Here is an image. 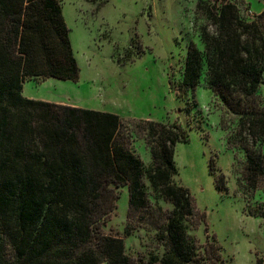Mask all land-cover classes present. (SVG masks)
I'll list each match as a JSON object with an SVG mask.
<instances>
[{
    "label": "trees",
    "instance_id": "trees-1",
    "mask_svg": "<svg viewBox=\"0 0 264 264\" xmlns=\"http://www.w3.org/2000/svg\"><path fill=\"white\" fill-rule=\"evenodd\" d=\"M243 12L235 1L197 0L202 48L189 42L179 87L193 89L204 77L239 116L226 145L245 149L243 176L253 186L264 174L257 149L264 139V10L252 18ZM48 77H79L58 0H0V264H135L122 239L100 229L123 186L128 217L148 213L155 223L163 247L156 264H224L214 237L203 246L188 233L203 215H196L188 189L173 181L174 146L188 141L187 130L130 120L150 152L144 167L119 137L117 114L22 95L25 78ZM209 172L217 190H225L212 160ZM144 178L152 197L170 209L152 207Z\"/></svg>",
    "mask_w": 264,
    "mask_h": 264
},
{
    "label": "rangeland",
    "instance_id": "rangeland-1",
    "mask_svg": "<svg viewBox=\"0 0 264 264\" xmlns=\"http://www.w3.org/2000/svg\"><path fill=\"white\" fill-rule=\"evenodd\" d=\"M58 2L79 68L78 80L25 78L22 95L117 114L123 121L119 137L128 140V149L144 167L151 164L150 152L132 131L130 120L184 127L188 141L174 146L173 181L188 189L196 215H203L197 225L188 224V233L203 246L214 237L224 264H264V174L253 186L247 183L245 149L226 145L239 116L206 86L204 77L193 89L182 92L179 87L189 42L202 48L198 28L205 21L195 13L197 0ZM263 2L251 0L253 9ZM259 93L263 98L264 72ZM257 149L264 155V139ZM210 160L216 177H223L225 190H217ZM144 181L152 207L170 209L152 197ZM116 191L115 209L101 232L121 238L124 254L135 264H156L154 257L162 255L163 247L156 240L155 223L148 213L145 219L128 217L127 187Z\"/></svg>",
    "mask_w": 264,
    "mask_h": 264
},
{
    "label": "crops",
    "instance_id": "crops-1",
    "mask_svg": "<svg viewBox=\"0 0 264 264\" xmlns=\"http://www.w3.org/2000/svg\"><path fill=\"white\" fill-rule=\"evenodd\" d=\"M231 1H236V0H231ZM237 1L242 3V6L244 8H246V9H244V11L250 13L251 15L258 14L262 10H264V2L259 8L253 9L252 4H251V0H237Z\"/></svg>",
    "mask_w": 264,
    "mask_h": 264
}]
</instances>
